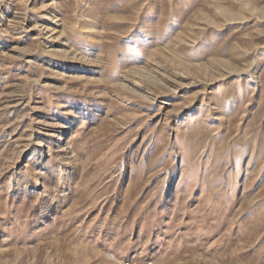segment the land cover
I'll use <instances>...</instances> for the list:
<instances>
[{"label":"rangeland","instance_id":"374dc122","mask_svg":"<svg viewBox=\"0 0 264 264\" xmlns=\"http://www.w3.org/2000/svg\"><path fill=\"white\" fill-rule=\"evenodd\" d=\"M264 264V0H0V264Z\"/></svg>","mask_w":264,"mask_h":264},{"label":"built area","instance_id":"2783aa9c","mask_svg":"<svg viewBox=\"0 0 264 264\" xmlns=\"http://www.w3.org/2000/svg\"><path fill=\"white\" fill-rule=\"evenodd\" d=\"M125 264H129V263H125Z\"/></svg>","mask_w":264,"mask_h":264}]
</instances>
